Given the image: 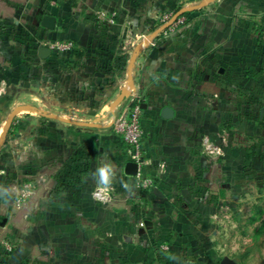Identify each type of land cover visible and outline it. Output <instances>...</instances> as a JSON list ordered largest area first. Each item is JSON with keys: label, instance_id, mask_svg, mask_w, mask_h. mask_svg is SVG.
Wrapping results in <instances>:
<instances>
[{"label": "crops", "instance_id": "obj_1", "mask_svg": "<svg viewBox=\"0 0 264 264\" xmlns=\"http://www.w3.org/2000/svg\"><path fill=\"white\" fill-rule=\"evenodd\" d=\"M179 1L0 0V104L13 109L18 101L32 96L35 114L74 128L72 139L88 141L85 153L98 156L102 152L93 142L114 143L107 134L112 119L128 112L130 100L140 102L147 159L161 166L152 169L161 178L155 183L175 179L183 170L181 160L191 132L199 135L203 125L232 117L237 104L231 95L243 91V85L233 86L234 71L217 69V63L248 57L244 13L256 15L264 29V0H217L206 7V13L203 8L200 13L190 12L181 25L158 34L139 53L132 76L135 91L110 113V105L127 86L129 55L148 29L158 25V15L174 11ZM97 11L113 16L114 24L97 21ZM44 16L55 19L54 30L41 28ZM32 27L39 29L37 36L45 43L41 46L50 50L46 59L37 56L40 46L28 49L36 53L33 58L26 46L6 34L9 28ZM62 42L77 46L80 59L51 48ZM26 64L35 68L32 82L26 80ZM165 107L173 110L169 120L161 118ZM73 150L35 149L39 164L35 165L33 194L16 211L7 212L0 227V234L15 238L14 249L2 264H99L96 252L120 256V263L144 262L142 251L147 244L141 238L149 233L139 227L144 216L113 215L106 204L111 198L109 189L131 188L122 176L125 168L118 151L109 153L118 163L98 168L92 181L86 178L75 188L69 184L59 188L53 161L72 155ZM47 158L53 159L49 165ZM101 169L107 171V181ZM93 190L100 191L104 201L91 196ZM162 230L159 227L161 235ZM42 255L48 256L43 262Z\"/></svg>", "mask_w": 264, "mask_h": 264}, {"label": "rangeland", "instance_id": "obj_2", "mask_svg": "<svg viewBox=\"0 0 264 264\" xmlns=\"http://www.w3.org/2000/svg\"><path fill=\"white\" fill-rule=\"evenodd\" d=\"M202 1L180 0L174 11L158 15V25L148 29L140 43L151 40L152 34L168 23L178 8ZM212 3L205 6L202 13H206V7ZM256 17L245 12L242 18L244 37L249 40L248 57L235 56L217 63V69L234 71V87L243 85V91H234L231 95L232 103L237 104L231 110L232 117L203 125L199 135L191 132L181 160L183 170L175 179L156 184L155 181L160 182L161 178L152 169L161 166L148 158L147 170L154 183L150 189L135 190L131 176L124 169L122 176L131 188L109 189L108 210L113 215L144 216L139 227L149 231L141 238L147 244L144 246L146 251H142L146 257L144 262L132 264H219L223 258L234 264H264V50L259 42L264 29ZM161 19L166 21L163 23ZM38 30L36 27L9 28L6 34L13 42L31 48V39L38 35ZM18 39L24 42L19 43ZM26 67V80L32 82L35 68L29 64ZM32 86L31 83V94ZM134 102L127 103L128 111ZM17 103V106L26 105L31 109L15 115L5 142L0 146V227L5 223L6 213L16 211L33 194L35 165L39 164L34 156L37 148L61 147L69 149L68 152L74 148L72 155H61L55 161L45 160L47 165L54 162L59 188L73 185L78 176L80 180L90 178L92 181L98 168L117 164V157L109 155L111 150L118 151L115 152L122 167L129 163L123 151L121 155L124 146L113 126L123 117L121 113L116 114L112 125L109 124L110 116L107 117V134L110 141L115 142L94 141V146L102 152L94 156L91 152L85 153L90 148L88 141L77 136L72 139L70 134L74 128L48 118L41 119L35 114L32 96ZM3 105L0 104V138L12 111ZM96 192L91 191V196ZM132 197L136 199L132 201ZM159 227L163 229L162 235ZM7 235L0 234V246L1 241H9L13 251L15 238L13 234ZM94 254L97 263L101 261L99 264H125L123 260L119 262L120 256L116 258L105 252ZM8 255L0 254V263H4ZM47 255H42L40 260L45 261Z\"/></svg>", "mask_w": 264, "mask_h": 264}, {"label": "built area", "instance_id": "obj_3", "mask_svg": "<svg viewBox=\"0 0 264 264\" xmlns=\"http://www.w3.org/2000/svg\"><path fill=\"white\" fill-rule=\"evenodd\" d=\"M95 17L97 21L104 23L105 25H113L114 17L109 16L103 11L95 12ZM185 18H178L169 29H174L181 25L184 22ZM166 19H162L164 23ZM20 40V39H19ZM30 43L34 50L41 46L44 43L39 36L31 39ZM24 42V40H20ZM147 43H150V40H146ZM261 47L264 50V32L261 34ZM51 48H54L58 52L68 54L70 57L79 58L82 56V52L77 46L71 42H62L56 43ZM33 58L36 57V53H32ZM143 107L140 102L133 104L131 109L124 115L122 118L118 119L114 123V132L121 139L124 146V155L126 156L127 162L133 163L136 165V173L134 176H131V184L136 190H148L153 186V181L148 174L147 170V154L144 147V133L142 129V118H143ZM93 197L98 201H104L105 197L100 192L97 191L93 194ZM164 250V247H161ZM12 252V244L9 241H1L0 254L5 256ZM2 264V263H0Z\"/></svg>", "mask_w": 264, "mask_h": 264}, {"label": "water", "instance_id": "obj_4", "mask_svg": "<svg viewBox=\"0 0 264 264\" xmlns=\"http://www.w3.org/2000/svg\"><path fill=\"white\" fill-rule=\"evenodd\" d=\"M214 0H204L201 3L194 5V6H189V7H185V8H181L179 11H177L173 17L170 19V21L168 23H166L165 25H163L159 30L155 31L152 34V38H154L160 31H164L167 28H169L171 26V24H173L181 15L185 14V13H190V12H194L197 11L199 9L204 8L205 6H207L208 4L212 3ZM41 28L45 29V30H54L55 28V19L51 16H44L42 18L41 21ZM148 46V43H138L129 58V61L127 63V67H126V71H127V81H126V88H123L121 90V93L119 95V97L110 105V113H114V108L121 103L122 101H125L128 99V97L131 95V93H133L135 91L134 88V84H133V69H134V65H135V61L137 59V56L139 55V53ZM50 55V50L48 48L45 47H38L37 49V56L40 59H46L48 58V56ZM26 109H31L30 106H17L15 108L12 109V111L9 113L6 121H5V125L1 134V138H0V146L3 145V143L5 142L6 136L8 134V131L10 129V126L12 124L13 118L15 117V115L17 113H19L20 111L26 110ZM173 117V110L169 107H165L162 109L161 111V118L164 120H169ZM114 121V118L112 119L111 125ZM125 173L129 176H134L136 173V165L133 163H127L125 166ZM219 264H234L232 261H230L227 258H223Z\"/></svg>", "mask_w": 264, "mask_h": 264}, {"label": "trees", "instance_id": "obj_5", "mask_svg": "<svg viewBox=\"0 0 264 264\" xmlns=\"http://www.w3.org/2000/svg\"><path fill=\"white\" fill-rule=\"evenodd\" d=\"M181 8H178L177 10H176V12L177 11H179ZM202 10H197V11H195L196 13H200ZM175 12V13H176ZM190 13H185V14H183V15H181L180 17H184V16H187V15H189ZM179 17V18H180ZM157 37V35L154 37V38H156ZM259 42H261V35H260V37H259ZM32 48V47H31ZM30 48V46L27 48V50L28 49H31ZM29 51V54H32V52L30 53V50H28ZM81 184V180H80V178H79V176L74 180V184H73V188H75L77 185H80ZM154 184V183H153ZM71 188V187H70Z\"/></svg>", "mask_w": 264, "mask_h": 264}, {"label": "clouds", "instance_id": "obj_6", "mask_svg": "<svg viewBox=\"0 0 264 264\" xmlns=\"http://www.w3.org/2000/svg\"><path fill=\"white\" fill-rule=\"evenodd\" d=\"M101 176L105 181H107V171L105 169H101Z\"/></svg>", "mask_w": 264, "mask_h": 264}]
</instances>
